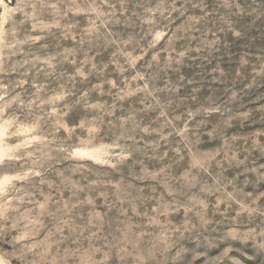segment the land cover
<instances>
[{
    "label": "clouds",
    "instance_id": "clouds-1",
    "mask_svg": "<svg viewBox=\"0 0 264 264\" xmlns=\"http://www.w3.org/2000/svg\"><path fill=\"white\" fill-rule=\"evenodd\" d=\"M0 264H264V0H0Z\"/></svg>",
    "mask_w": 264,
    "mask_h": 264
}]
</instances>
